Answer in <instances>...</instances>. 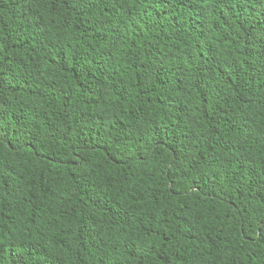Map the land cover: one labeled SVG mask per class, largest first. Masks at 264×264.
I'll use <instances>...</instances> for the list:
<instances>
[{
	"label": "trees",
	"instance_id": "1",
	"mask_svg": "<svg viewBox=\"0 0 264 264\" xmlns=\"http://www.w3.org/2000/svg\"><path fill=\"white\" fill-rule=\"evenodd\" d=\"M0 264H264V0H0Z\"/></svg>",
	"mask_w": 264,
	"mask_h": 264
}]
</instances>
